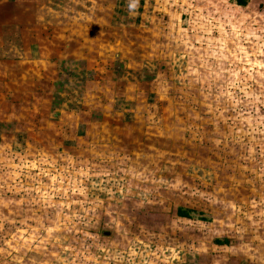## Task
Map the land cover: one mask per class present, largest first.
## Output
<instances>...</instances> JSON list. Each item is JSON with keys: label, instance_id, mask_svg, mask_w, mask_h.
Returning a JSON list of instances; mask_svg holds the SVG:
<instances>
[{"label": "rangeland", "instance_id": "1", "mask_svg": "<svg viewBox=\"0 0 264 264\" xmlns=\"http://www.w3.org/2000/svg\"><path fill=\"white\" fill-rule=\"evenodd\" d=\"M0 47V264H264V0H0Z\"/></svg>", "mask_w": 264, "mask_h": 264}, {"label": "crops", "instance_id": "2", "mask_svg": "<svg viewBox=\"0 0 264 264\" xmlns=\"http://www.w3.org/2000/svg\"><path fill=\"white\" fill-rule=\"evenodd\" d=\"M4 14V13H3ZM30 47V46H29ZM4 47H0V62L1 63H6L7 62V59H6V57H5V53H4V49H3ZM32 56H27L28 57V60H26L25 62H33L35 59H38V54H37V48H36V50L34 51V54L32 53L31 54ZM17 62H18V64L19 63H23V61H24V59L23 58H21L20 60H16ZM24 62V63H25Z\"/></svg>", "mask_w": 264, "mask_h": 264}, {"label": "clouds", "instance_id": "3", "mask_svg": "<svg viewBox=\"0 0 264 264\" xmlns=\"http://www.w3.org/2000/svg\"><path fill=\"white\" fill-rule=\"evenodd\" d=\"M136 3L138 4V0H136ZM133 6H135V5H133Z\"/></svg>", "mask_w": 264, "mask_h": 264}, {"label": "trees", "instance_id": "4", "mask_svg": "<svg viewBox=\"0 0 264 264\" xmlns=\"http://www.w3.org/2000/svg\"><path fill=\"white\" fill-rule=\"evenodd\" d=\"M180 215H183L182 213ZM221 243V242H220Z\"/></svg>", "mask_w": 264, "mask_h": 264}]
</instances>
